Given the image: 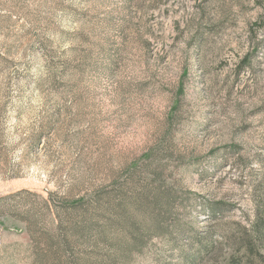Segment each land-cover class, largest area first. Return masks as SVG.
I'll use <instances>...</instances> for the list:
<instances>
[{"label":"rangeland","instance_id":"obj_1","mask_svg":"<svg viewBox=\"0 0 264 264\" xmlns=\"http://www.w3.org/2000/svg\"><path fill=\"white\" fill-rule=\"evenodd\" d=\"M261 180L264 0H0V264H179Z\"/></svg>","mask_w":264,"mask_h":264},{"label":"trees","instance_id":"obj_2","mask_svg":"<svg viewBox=\"0 0 264 264\" xmlns=\"http://www.w3.org/2000/svg\"><path fill=\"white\" fill-rule=\"evenodd\" d=\"M203 16V12L199 11V16L197 18L198 23L195 25V32L193 34V39L198 46L203 36L202 25L208 23ZM259 182L256 186L258 193H261L260 201H252L254 206V215L253 218L247 220L248 223H233L234 227L230 234L224 236L221 242L217 241L213 237L212 232H205V235L191 237L189 242L188 249L186 251H181V257L179 264H204L209 256L215 254V252L221 251L226 243L232 252L238 253L241 256L237 262L232 261L228 264H264V181ZM174 197L170 198L166 203L165 212L171 210ZM80 202H72L71 208H82L84 203L79 204ZM211 216L215 217L217 212L215 207L211 208ZM163 216L160 214L155 216L154 224L157 227V230H163L166 223L163 222ZM161 227V228H160ZM166 229V228H165ZM180 226L174 225L171 233L178 234L180 232ZM136 242V241H135ZM68 245H64V249H67Z\"/></svg>","mask_w":264,"mask_h":264}]
</instances>
